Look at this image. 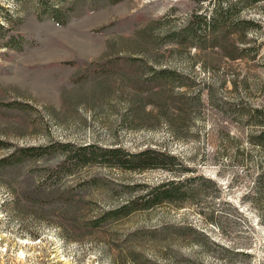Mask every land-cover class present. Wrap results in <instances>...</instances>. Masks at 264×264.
Instances as JSON below:
<instances>
[{
	"label": "rangeland",
	"instance_id": "1",
	"mask_svg": "<svg viewBox=\"0 0 264 264\" xmlns=\"http://www.w3.org/2000/svg\"><path fill=\"white\" fill-rule=\"evenodd\" d=\"M52 2L71 0H0V140L9 146L0 147V157L13 146L54 141L151 146L216 185L201 181L192 201L163 202L91 227L88 218L119 205L136 184L167 174L92 164L41 184L43 165L59 160L54 153L1 168L0 264H264V227L242 201L243 184L230 183L240 168L225 157L226 132L237 126L207 100L212 91L218 106L229 104L231 86L222 80L232 72L247 83L239 97L264 105V44L257 55L232 61L206 36L195 46L180 42L188 14L207 0H77L62 23L45 7ZM235 14L261 23L260 36L248 31L255 44L264 38V0ZM159 69L177 76L164 83L154 77ZM182 90L200 91L201 101L178 110ZM37 183L56 190L44 195ZM12 186L22 190L15 199Z\"/></svg>",
	"mask_w": 264,
	"mask_h": 264
},
{
	"label": "trees",
	"instance_id": "2",
	"mask_svg": "<svg viewBox=\"0 0 264 264\" xmlns=\"http://www.w3.org/2000/svg\"><path fill=\"white\" fill-rule=\"evenodd\" d=\"M117 1V0H111ZM259 0H207V4L199 7L198 10L190 11L184 29L179 34L180 42H191L194 46L199 45L197 42L206 36L213 47L219 48L221 54L228 60H239L250 58L257 55L264 38H260L256 43L258 35L256 28L260 27V22L255 19L236 16L237 9H244L253 5ZM79 4L77 0H71L66 6H61L56 2L47 5L46 9L50 13L52 20L58 23L64 22L69 11L75 9ZM39 17V14H37ZM4 24H0L3 28ZM254 31L257 35L253 38L248 31ZM8 37V41H12ZM7 41V42H8ZM7 42H5L7 44ZM219 52V51H218ZM229 78L223 79L229 82L232 93L229 104L224 102V106L217 105L212 91L207 92V100L212 107L220 109L228 120L235 123L236 130L226 132L228 145L225 148V157L232 164L240 168V173L230 179L231 182L238 181L243 184L244 192L242 201L248 203L257 215V221L264 227V105L253 104L239 97L238 87H247V83L242 79L238 80L237 75L230 72ZM158 77L161 80L171 82L173 76H177L172 70L159 69ZM228 77V76H227ZM156 81L152 78L150 85ZM180 82L178 86H182ZM182 98V107L178 110H186L188 102L201 101V92L198 91L193 95L182 90L179 92ZM188 101V102H186ZM5 141L0 140V147H9ZM10 145V144H9ZM56 154L59 160L53 165L44 164L42 175L39 182L47 183L52 180L56 183L60 175H74L85 165L102 164L113 166L123 170L144 171L150 169H159L167 174L165 178L154 183L136 184L133 192L125 198L119 205L108 210H101L96 215L87 219L89 226L96 227L101 224V220L109 218H119L129 215L137 210H146L163 202L175 203L177 205L186 201H192L201 193V181L211 185H216L214 179L203 176L202 174L188 173V169L181 161V158L168 150L158 147L145 146L138 150L130 151L120 146H98L95 144H76L69 141H54L44 145H22L13 146L8 149L5 155L0 157V169L15 167L20 163L30 159H40L51 154ZM40 157V158H39ZM52 185H54L52 183ZM57 186V185H56ZM37 187L42 189L41 193L54 192L55 186ZM58 187V186H57ZM13 198L22 194L18 187L10 188ZM33 191V188H31ZM18 192V193H17ZM63 193V192H62ZM61 192L57 197L61 200H74L72 194H63ZM40 194V193H38ZM34 196L38 200L39 196ZM26 195V194H25ZM17 199V198H16ZM212 218H209L211 220ZM184 233H195V230L189 226H184ZM223 248L235 253H244L243 250L234 246L224 245ZM246 253V252H245ZM132 264H136L135 261Z\"/></svg>",
	"mask_w": 264,
	"mask_h": 264
}]
</instances>
